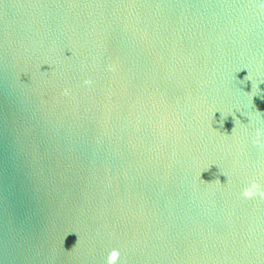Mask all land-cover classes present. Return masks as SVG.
Wrapping results in <instances>:
<instances>
[{"label": "water", "instance_id": "obj_1", "mask_svg": "<svg viewBox=\"0 0 264 264\" xmlns=\"http://www.w3.org/2000/svg\"><path fill=\"white\" fill-rule=\"evenodd\" d=\"M257 128V0H0V264H264Z\"/></svg>", "mask_w": 264, "mask_h": 264}, {"label": "clouds", "instance_id": "obj_2", "mask_svg": "<svg viewBox=\"0 0 264 264\" xmlns=\"http://www.w3.org/2000/svg\"><path fill=\"white\" fill-rule=\"evenodd\" d=\"M258 5L261 9H264V0H257ZM248 75V74H247ZM86 85H92V80H85ZM68 90L66 89L64 94H67ZM234 131V130H233ZM253 143L257 146H264V130L257 128L255 131V139ZM218 184L220 182L217 180ZM243 195L245 198H253L254 196H259L261 199H264V187H262L255 180L251 181L249 186L243 190ZM120 261V251L113 249L107 256L106 264H118Z\"/></svg>", "mask_w": 264, "mask_h": 264}]
</instances>
